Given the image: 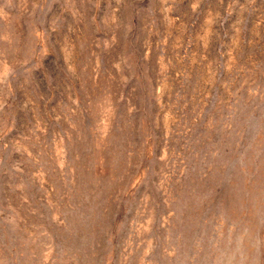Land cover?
Segmentation results:
<instances>
[{
  "label": "rangeland",
  "instance_id": "1",
  "mask_svg": "<svg viewBox=\"0 0 264 264\" xmlns=\"http://www.w3.org/2000/svg\"><path fill=\"white\" fill-rule=\"evenodd\" d=\"M0 264H264V0H0Z\"/></svg>",
  "mask_w": 264,
  "mask_h": 264
}]
</instances>
